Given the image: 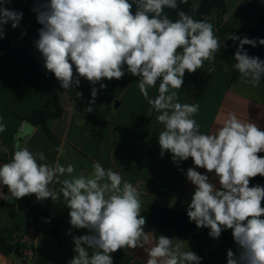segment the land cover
Masks as SVG:
<instances>
[{
	"label": "clouds",
	"instance_id": "1",
	"mask_svg": "<svg viewBox=\"0 0 264 264\" xmlns=\"http://www.w3.org/2000/svg\"><path fill=\"white\" fill-rule=\"evenodd\" d=\"M0 0V39L4 25L19 26L22 12L10 10ZM188 0H45L34 6L39 39L35 46L45 68L54 74L64 90L79 86L83 77L92 85L107 79L120 80L126 72L138 77V88L150 105L147 116L163 125L158 134L160 155L171 153L174 164L192 158L195 167L186 177L194 186L187 216L197 228H208L219 239L232 230L237 250H227V264H264V186L250 187V180L264 177V131L254 122H242L228 113L223 125L210 134L200 132L194 119L199 104L181 103L185 73H195L205 62L214 70L216 53L222 45L211 17L194 19L183 10L173 21L164 9H178ZM135 6V11L133 8ZM199 3H193L195 13ZM229 16L225 15L227 21ZM239 41L233 68L244 84L258 87L264 77V60L250 56L245 45H264V38L227 37ZM75 70V71H74ZM158 85V95L149 89ZM106 84L100 83V89ZM81 95V94H80ZM98 89L92 87V112ZM0 117V133L6 124ZM32 129L22 121L14 139ZM62 152V149H58ZM197 168L213 173L219 187ZM75 173V174H74ZM61 177H64L61 179ZM3 186L8 189L7 194ZM35 194L40 201L60 200L70 209L72 227L87 234L73 236L76 255L67 264H113L112 253L121 249H143L146 264H201L191 250L182 251L175 237L145 231L141 215L142 193L119 172L93 162L92 170L76 173L71 163L47 162L43 152H32L17 143L11 159L0 164V200H19ZM71 235V232L68 233Z\"/></svg>",
	"mask_w": 264,
	"mask_h": 264
},
{
	"label": "crops",
	"instance_id": "2",
	"mask_svg": "<svg viewBox=\"0 0 264 264\" xmlns=\"http://www.w3.org/2000/svg\"><path fill=\"white\" fill-rule=\"evenodd\" d=\"M225 1L229 16L225 23L245 30L248 36L264 15V0ZM44 2L10 0L6 7L22 12L23 17L16 28L11 22L4 25L3 38L12 47L24 48L40 72L54 76L45 68L42 55L35 46L42 25L37 22L33 8ZM164 14L170 19H178V12L172 9L165 8ZM209 17L222 45L217 15L212 12ZM206 64L195 73L186 72L183 87L178 90L181 103L199 104L194 119L200 125V132L210 134L221 127L228 113H235L242 122H254L264 131V84L252 87L242 81H233L231 68L220 61H215L213 71L204 73ZM125 72L120 80L104 79L95 85L81 77L79 86L74 84L68 90H64L55 78L52 88L63 113L49 121L50 137L42 125L33 126L27 120L36 111L47 114L56 111L48 79L35 73L22 54L0 49V117L7 126L6 131L0 133V155L10 161L19 143L34 153L43 152L50 164L60 162L63 157L67 160L77 157L84 160L87 171H91L93 162H99L106 169L119 172L142 193L141 213L154 207L187 208L195 190L186 177L187 169L195 167L193 160L188 158L174 164L171 153L165 152L161 157L158 134L163 125L155 119L157 113L146 115L150 105L139 91V78L128 74L126 67ZM100 83L106 84V88L100 89ZM158 85L159 81L156 87L149 89V97L158 95ZM92 87L98 89V95L95 104L91 105L93 111L87 112ZM22 121H28L32 129L24 137L14 139ZM196 170L208 175L210 182L219 187L213 173L203 168ZM3 191L7 194L6 186ZM26 198L44 215L36 217L24 207L22 198H13L10 202L0 200V239L21 253L19 256L15 250L9 251L0 240V264H60L53 259L54 246L46 243L43 247L41 244V241L45 242L44 235L48 231L53 233L54 229H50L54 221L46 215L45 202L38 200L35 194ZM155 235L175 237L181 243L182 251L191 250L202 258L201 264H227V250H237L235 241L212 237L186 241L172 229L156 231ZM32 245L35 250L31 249ZM146 259L147 253L143 249H129L124 264H146Z\"/></svg>",
	"mask_w": 264,
	"mask_h": 264
},
{
	"label": "trees",
	"instance_id": "3",
	"mask_svg": "<svg viewBox=\"0 0 264 264\" xmlns=\"http://www.w3.org/2000/svg\"><path fill=\"white\" fill-rule=\"evenodd\" d=\"M179 3V0H178ZM193 3L189 2L187 4H179L178 9H172L174 11L179 12L180 10L185 11L186 13L193 15L194 19L200 20L205 17H209L212 12H215L217 15V24L219 29V35L222 40V47L216 53L215 61H220L231 68V74L233 81H242L240 74L233 68V65L236 61L233 59L236 48L239 45V41H233L232 39H228L227 37L231 34H235L241 38L247 37L249 39H261L264 38V15L260 18L259 24L253 28H251L249 35H245V30L235 29L228 26L225 23L224 17L227 15V6L225 0H201L199 3V9L193 13L191 10V6ZM175 21L176 19H172ZM230 44H227V43ZM5 48L13 53H20L24 56L30 66L33 68L34 72L46 77L49 81L48 89L54 97V103L56 107V111L51 114H47L42 111H36L34 114L27 118V120L33 126L42 125L48 135L52 137L51 130L49 128V121L52 119H56L62 116L63 110L59 106L56 98V94L53 91V83L55 77L52 74H45L40 72L37 68L35 62L29 57L27 51L24 48H15L12 47L9 42L3 38L0 39V49ZM245 50L250 56H258L260 59L264 60V45L257 44L256 47H252L250 45L244 46ZM208 62L204 69V73L208 72V68L211 67ZM264 84V77L261 78L260 85ZM259 156H264V153H259ZM0 162L7 163L9 160L4 156L0 155ZM260 184L264 186V177L257 176L250 180V187L252 185ZM24 200V207L30 210L36 217L43 216L44 214L40 212L27 198L26 196L22 198ZM262 207H264V201H262ZM146 218V226L145 231H160L164 229H172L176 232V234L186 240V241H195L201 239L210 238L208 228H197L194 222H190L187 216V208H183L181 206H176L173 208L168 207H154L148 210H145L141 213ZM54 236H58L56 229H53ZM223 240L234 241L232 237V230L226 229L222 231L221 236L219 237ZM1 242L8 248L9 251H14L15 247L7 244L4 240L0 239ZM129 249H121L112 253L113 256V264H124L127 253Z\"/></svg>",
	"mask_w": 264,
	"mask_h": 264
},
{
	"label": "rangeland",
	"instance_id": "4",
	"mask_svg": "<svg viewBox=\"0 0 264 264\" xmlns=\"http://www.w3.org/2000/svg\"><path fill=\"white\" fill-rule=\"evenodd\" d=\"M60 163L62 165H67L69 163L73 164L76 173L88 170L85 161L77 157H74L72 160H67V158L63 157ZM63 178L64 177H61V179ZM44 202L46 205L47 217H51V221H54L53 224H50V229L55 228L58 231V236H53L54 234L48 231V233L44 235L45 242L41 241V244H43V247L46 243L47 245H53L55 250L53 259L60 261V264H65L76 255L73 251L74 244L72 242V237L87 234L88 230L77 229L71 226L69 217L70 209L63 202L62 196L57 202H53L50 198L44 200ZM69 232H71V235L68 234ZM63 248H65V250ZM31 249L35 250V246L32 245ZM27 260L31 262V259L27 258Z\"/></svg>",
	"mask_w": 264,
	"mask_h": 264
},
{
	"label": "water",
	"instance_id": "5",
	"mask_svg": "<svg viewBox=\"0 0 264 264\" xmlns=\"http://www.w3.org/2000/svg\"><path fill=\"white\" fill-rule=\"evenodd\" d=\"M15 253L18 254L19 256H21V253L19 252V249H16Z\"/></svg>",
	"mask_w": 264,
	"mask_h": 264
},
{
	"label": "built area",
	"instance_id": "6",
	"mask_svg": "<svg viewBox=\"0 0 264 264\" xmlns=\"http://www.w3.org/2000/svg\"><path fill=\"white\" fill-rule=\"evenodd\" d=\"M199 171V170H198ZM31 256L33 255V254H30Z\"/></svg>",
	"mask_w": 264,
	"mask_h": 264
}]
</instances>
